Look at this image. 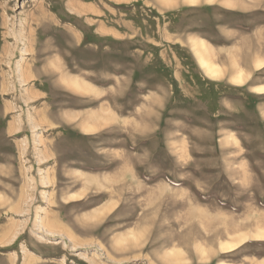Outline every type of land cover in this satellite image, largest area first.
<instances>
[{"label":"rangeland","instance_id":"1","mask_svg":"<svg viewBox=\"0 0 264 264\" xmlns=\"http://www.w3.org/2000/svg\"><path fill=\"white\" fill-rule=\"evenodd\" d=\"M0 264H264V0H0Z\"/></svg>","mask_w":264,"mask_h":264},{"label":"bare ground","instance_id":"2","mask_svg":"<svg viewBox=\"0 0 264 264\" xmlns=\"http://www.w3.org/2000/svg\"><path fill=\"white\" fill-rule=\"evenodd\" d=\"M82 63H83V62H82ZM86 63H87V62H86ZM82 65H83V64H82ZM85 65H86V64H85ZM92 65H93V64H91V66H90V65H87V66H88V67H93ZM94 66H96V65H94ZM27 67H29V66H27ZM29 68H30V67H29ZM73 69H74V67H73ZM73 69H72V70H73ZM75 69H76V68H75ZM75 69H74V70H75ZM27 70H28V69H27ZM27 70H26V73H27ZM29 70H30V69H29ZM20 72H21V71H20ZM28 72H29V71H28ZM82 73H83V72H82ZM61 75H62V74H61ZM21 76H22V75H21ZM63 76H64V75H63ZM85 76H86V75H85ZM26 78H27V77H26ZM31 78H33V76H32ZM34 78H35V77H34ZM27 80H30V79L28 78ZM25 82H26V81H25ZM63 83H64V82H63ZM76 83H78V82H76ZM84 90H85V89H84ZM95 124H96V123H95Z\"/></svg>","mask_w":264,"mask_h":264}]
</instances>
